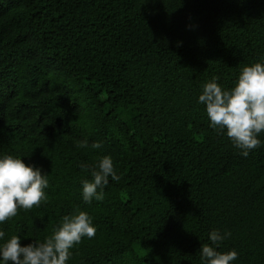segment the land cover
Wrapping results in <instances>:
<instances>
[{
  "label": "trees",
  "instance_id": "obj_1",
  "mask_svg": "<svg viewBox=\"0 0 264 264\" xmlns=\"http://www.w3.org/2000/svg\"><path fill=\"white\" fill-rule=\"evenodd\" d=\"M262 57L264 0H0V155L49 179L5 238L43 240L80 208L96 233L68 264H201L213 229L235 264H264V147L243 157L197 103ZM104 155L120 179L85 204L80 164Z\"/></svg>",
  "mask_w": 264,
  "mask_h": 264
},
{
  "label": "clouds",
  "instance_id": "obj_2",
  "mask_svg": "<svg viewBox=\"0 0 264 264\" xmlns=\"http://www.w3.org/2000/svg\"><path fill=\"white\" fill-rule=\"evenodd\" d=\"M197 103L204 106L209 127L225 135L243 157L264 147V57L243 65L231 88H223L215 77L205 82ZM76 146L89 147L87 140L78 141ZM90 147L100 149L102 142ZM80 168L92 177L81 181L82 200L88 205L103 199L109 177L120 179L110 155L94 164L81 163ZM48 186V174L41 167L26 163L20 156L0 155V224L15 217L18 209L30 210L45 202ZM95 233L92 217L80 208L64 215L43 240L22 244L19 235L5 238L0 230V264H68L75 246ZM230 236L229 230H211L207 237L211 243H203L199 250L201 264H235V249L218 250Z\"/></svg>",
  "mask_w": 264,
  "mask_h": 264
}]
</instances>
